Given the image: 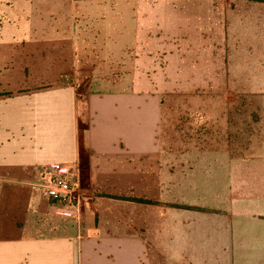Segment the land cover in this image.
<instances>
[{
	"label": "crops",
	"instance_id": "0c3cea01",
	"mask_svg": "<svg viewBox=\"0 0 264 264\" xmlns=\"http://www.w3.org/2000/svg\"><path fill=\"white\" fill-rule=\"evenodd\" d=\"M182 3L0 0V264H264V5L222 2L213 29ZM110 62L245 78L256 99L222 134L237 155L163 131L160 84L71 81ZM51 164L79 166L75 207L37 185Z\"/></svg>",
	"mask_w": 264,
	"mask_h": 264
},
{
	"label": "rangeland",
	"instance_id": "374dc122",
	"mask_svg": "<svg viewBox=\"0 0 264 264\" xmlns=\"http://www.w3.org/2000/svg\"><path fill=\"white\" fill-rule=\"evenodd\" d=\"M106 1L120 2L121 0ZM149 1L150 4L153 5L158 0ZM179 1L183 2V6L193 5L201 8L207 7L205 10L209 12L210 19L208 26L209 28L213 27V29L214 25L215 27H217L218 24L220 25L222 2L229 1L232 8L240 4L244 10L254 4L264 5V0H163L167 6L180 5L181 2ZM123 16V19H125V15ZM213 18L214 21L216 18L215 22H212ZM170 24L171 22H168L167 27L171 26ZM218 34L219 32L214 36L216 40L218 39ZM161 63L164 64L165 60H162ZM109 64H111L112 67L110 66L108 69L112 70H108L105 76L83 77L81 78L83 84L88 86L91 82L99 83V85L101 84L105 89H124L127 86L145 81L152 82L157 86L160 84V88L166 90L162 98L165 102L163 131L168 133L181 132L187 135L212 133L213 153H207V155L199 153L197 157L202 156L205 158L207 156L208 158L210 155L216 157L221 155L222 150L228 151L231 156L237 155V141L233 140L230 135V141L228 142L223 138L222 134L228 123L231 126L230 133H235L238 129L239 122L241 123L243 121L244 112L246 111V113H248L250 111L248 108L245 111L241 109L244 107L243 102L256 99L254 98L255 94L248 91L249 86L245 78L239 80L238 78L222 76L219 73H215L212 77H173L170 74L156 77L153 72L148 69L138 71L139 73L142 72L144 75L136 76L131 75V70L127 69L125 62H116L115 69L113 62ZM139 67H141V64ZM73 80L71 81L73 82ZM238 103L242 104L241 108H238ZM251 116L252 114H249V117ZM246 118H248L247 114ZM247 120L248 119H246L248 126L251 122ZM248 129H250V126H248ZM226 145L229 146V148H226ZM214 165L216 166V163Z\"/></svg>",
	"mask_w": 264,
	"mask_h": 264
},
{
	"label": "built area",
	"instance_id": "2783aa9c",
	"mask_svg": "<svg viewBox=\"0 0 264 264\" xmlns=\"http://www.w3.org/2000/svg\"><path fill=\"white\" fill-rule=\"evenodd\" d=\"M73 83L78 89L87 87L79 78H75ZM40 168L37 185L45 196L54 203L68 208L80 203L84 192L80 184L81 170L78 165L51 164Z\"/></svg>",
	"mask_w": 264,
	"mask_h": 264
}]
</instances>
